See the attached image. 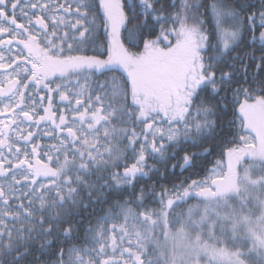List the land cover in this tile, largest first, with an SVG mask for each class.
Here are the masks:
<instances>
[{
  "label": "snow or ice",
  "instance_id": "6c2138e0",
  "mask_svg": "<svg viewBox=\"0 0 264 264\" xmlns=\"http://www.w3.org/2000/svg\"><path fill=\"white\" fill-rule=\"evenodd\" d=\"M202 261L264 264V0H0V264Z\"/></svg>",
  "mask_w": 264,
  "mask_h": 264
},
{
  "label": "trees",
  "instance_id": "16d2710c",
  "mask_svg": "<svg viewBox=\"0 0 264 264\" xmlns=\"http://www.w3.org/2000/svg\"><path fill=\"white\" fill-rule=\"evenodd\" d=\"M126 36H127V33H122V38H124V37H126ZM135 43H138V44H139V40H138V38H137V40L135 41ZM125 44H126L127 47H129V49H130L131 51H137V50H138L137 48L132 47V44L129 43V41H128L127 39H125ZM139 48L142 49V44H139ZM89 54H92V53H89ZM257 55H258V53H257ZM250 71H251V69H250ZM99 79H100V80H103L104 78H103V77H99ZM240 134L243 135V132H241ZM42 142H43V143H51V141H48V140H46V139L43 140ZM217 151H219V149H217ZM216 158H218V157L215 156V155H214L213 157H211V159H216ZM162 171H163V169H162ZM179 171H180V170L177 169L176 176L171 178V179H172V182H174V183H179L180 180L184 179V176L189 175V173H184V175L181 176V175L179 174ZM193 178H198V177H193ZM161 183H164L166 187H170V186H171V184L169 183V181H168L167 179L161 181ZM189 203H195V201H190ZM185 207H186V206H185Z\"/></svg>",
  "mask_w": 264,
  "mask_h": 264
},
{
  "label": "rangeland",
  "instance_id": "374dc122",
  "mask_svg": "<svg viewBox=\"0 0 264 264\" xmlns=\"http://www.w3.org/2000/svg\"><path fill=\"white\" fill-rule=\"evenodd\" d=\"M246 133H243V135H245ZM201 264H204V262L202 261Z\"/></svg>",
  "mask_w": 264,
  "mask_h": 264
}]
</instances>
